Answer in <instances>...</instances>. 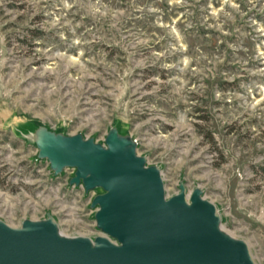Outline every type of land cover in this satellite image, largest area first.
Segmentation results:
<instances>
[{
  "label": "rangeland",
  "instance_id": "obj_1",
  "mask_svg": "<svg viewBox=\"0 0 264 264\" xmlns=\"http://www.w3.org/2000/svg\"><path fill=\"white\" fill-rule=\"evenodd\" d=\"M26 124L117 128L168 197L201 188L264 264V0H0V220L93 231L103 190L55 176Z\"/></svg>",
  "mask_w": 264,
  "mask_h": 264
},
{
  "label": "water",
  "instance_id": "obj_2",
  "mask_svg": "<svg viewBox=\"0 0 264 264\" xmlns=\"http://www.w3.org/2000/svg\"><path fill=\"white\" fill-rule=\"evenodd\" d=\"M32 138L55 176L72 168L70 185L103 190L91 208L104 235L65 236L50 213L20 227L0 220V264H257L248 243L223 230L201 188L187 194L181 182L168 197L160 168L149 166L137 142L117 128L104 143L47 127Z\"/></svg>",
  "mask_w": 264,
  "mask_h": 264
},
{
  "label": "built area",
  "instance_id": "obj_3",
  "mask_svg": "<svg viewBox=\"0 0 264 264\" xmlns=\"http://www.w3.org/2000/svg\"><path fill=\"white\" fill-rule=\"evenodd\" d=\"M70 169H72V168H70ZM74 170V172H73V176H74V173H75V169H73ZM72 176V177H73ZM71 177V178H72ZM70 178V179H71ZM69 186H71V187H80V188H82L83 189V191H84V193L85 194H88V193H86V191H85V189H84V187L82 186V185H80V186H75V185H70V180H69ZM96 196V195H95ZM94 196V197H95ZM93 197V198H94ZM93 198L91 199V203H92V200H93ZM49 214V213H48ZM51 214V213H50ZM53 215V214H52ZM54 216V215H53ZM55 217V216H54ZM65 217H70V215H67L66 214V216ZM47 218V216L44 218V219H46ZM56 218V217H55ZM69 219V218H68ZM67 219V220H68ZM56 220H57V218H56ZM58 221V220H57ZM68 223H69V220H68ZM71 223V222H70ZM69 223V224H70ZM58 224H59V227H60V223L58 222ZM60 231H61V229H60ZM61 233H62V231H61ZM63 234V233H62ZM64 235V234H63ZM100 235H104L98 228H97V226H96V221H95V225L93 226V231H88V233L87 234H79V233H77V234H72L71 235V237H77V236H84V237H90V238H92V239H94L95 237H97V236H100ZM66 236V235H65ZM68 237H70V236H68Z\"/></svg>",
  "mask_w": 264,
  "mask_h": 264
},
{
  "label": "trees",
  "instance_id": "obj_4",
  "mask_svg": "<svg viewBox=\"0 0 264 264\" xmlns=\"http://www.w3.org/2000/svg\"><path fill=\"white\" fill-rule=\"evenodd\" d=\"M26 127L28 128V132H26V135H33L35 131L39 128V126L34 124H26Z\"/></svg>",
  "mask_w": 264,
  "mask_h": 264
},
{
  "label": "bare ground",
  "instance_id": "obj_5",
  "mask_svg": "<svg viewBox=\"0 0 264 264\" xmlns=\"http://www.w3.org/2000/svg\"><path fill=\"white\" fill-rule=\"evenodd\" d=\"M55 214V213H54ZM61 224H63V223H61Z\"/></svg>",
  "mask_w": 264,
  "mask_h": 264
}]
</instances>
